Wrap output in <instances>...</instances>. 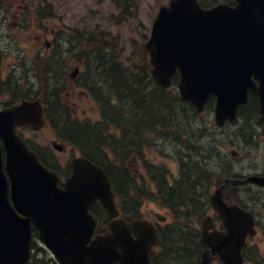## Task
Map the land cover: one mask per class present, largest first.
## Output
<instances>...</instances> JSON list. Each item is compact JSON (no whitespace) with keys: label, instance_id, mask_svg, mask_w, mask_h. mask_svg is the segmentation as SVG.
<instances>
[{"label":"water","instance_id":"obj_1","mask_svg":"<svg viewBox=\"0 0 264 264\" xmlns=\"http://www.w3.org/2000/svg\"><path fill=\"white\" fill-rule=\"evenodd\" d=\"M146 46L157 83L169 87L179 69L181 98L199 112L215 95L217 123L227 118L234 122L252 89L260 97L264 124V0L211 8L198 0H170L160 7ZM43 113L40 100H24L0 111L6 152L0 141V264L29 262L32 223L63 264H152L150 256L158 244L155 225L146 219L118 218L115 193L101 166L84 156L73 158L72 175L60 187L59 175L18 135L16 127L23 124L42 128ZM244 181L264 185V175ZM226 184L211 195L226 230L215 229L212 216L203 219L206 251L201 264H212V253L224 264H243L246 235L255 233L252 216L224 200ZM97 199L113 220L105 234L91 239L96 220L89 209Z\"/></svg>","mask_w":264,"mask_h":264},{"label":"trees","instance_id":"obj_2","mask_svg":"<svg viewBox=\"0 0 264 264\" xmlns=\"http://www.w3.org/2000/svg\"><path fill=\"white\" fill-rule=\"evenodd\" d=\"M134 1L124 0L132 5ZM200 1L208 5L205 0ZM115 2L119 6L122 4V0ZM48 7L51 11V4ZM129 10L131 8L126 5L122 8L125 15L131 14L132 10L130 13ZM73 31L66 38V51L71 54L65 61L61 60L66 63L74 54L84 62L88 76L83 78L82 85L88 87L100 102L102 119L89 122L72 116L62 100L63 92L58 84L60 76L57 72L67 74V70L63 64L55 68L53 57L49 61L41 58L40 64H33L36 78L39 77L44 87L35 90L34 94L47 102L48 116L58 125L61 136L106 169L125 218L140 217L147 199L170 210L172 219L160 230L161 250L153 256L154 263H197L203 252L197 222L210 208L211 189L221 185L225 178L237 176L232 160L221 155L218 139L206 134V128L198 124L199 117L209 116L214 99L208 102L205 115L198 114L190 102L181 100L176 88L178 75L170 89L155 83L144 46L140 54L143 62L129 56L126 62L122 56L124 50L117 48L114 42H107L104 32L98 38L93 33L90 35L87 29ZM258 112V97L251 93L248 104L239 110V134H246L245 143H253L252 127ZM154 137L162 141L172 139L171 142L176 144L179 172L173 177L163 166H148L152 187L145 182L139 184L126 160L130 153H139L140 142H148ZM41 159L53 167L44 157ZM237 189L234 186L227 191V199L233 198L246 206L248 203L243 197L246 191L239 193Z\"/></svg>","mask_w":264,"mask_h":264},{"label":"rangeland","instance_id":"obj_3","mask_svg":"<svg viewBox=\"0 0 264 264\" xmlns=\"http://www.w3.org/2000/svg\"><path fill=\"white\" fill-rule=\"evenodd\" d=\"M169 0H135L136 13L135 18L119 16V9L113 0H0V72L2 77H6L14 66H20L21 76L26 75V66L24 61H29L36 54H43L46 49V42L53 40L52 29L64 26L66 30L69 28H88L104 29L112 35L119 36L120 46L122 47V56L126 60L127 57H138L140 47L149 37L151 25L158 9L161 5L168 3ZM51 4L54 9V15L47 18L38 19L33 10L34 5ZM42 12V8L40 9ZM25 11V13H24ZM42 15V13H40ZM13 37V45H10L9 38ZM53 48V44H50ZM56 48V47H55ZM22 54L19 61L16 51ZM135 54L136 56H133ZM142 60V59H140ZM127 62V60H126ZM76 67H81L78 60L69 61L66 64L67 72H73ZM66 103L71 112L81 120L97 121L101 117L99 103L84 89L76 83H69L67 89ZM204 122L205 119H202ZM211 131L219 138L226 139V142L241 143L246 134L236 133V127L233 124H227L224 128L218 129L213 126ZM238 129V127H237ZM259 130V129H258ZM245 133V132H244ZM22 134L28 138L34 145L41 148L45 155L53 156L59 167L65 168L74 155L80 152L64 143L54 132L51 125H46L41 131L34 132L29 129H23ZM56 139L59 144H66V150L57 151L53 147L52 140ZM173 151L175 147H170ZM234 147L221 145L222 154L230 153ZM238 148V147H237ZM250 152L234 161L236 169H239L243 175L251 171H260L264 166V138L257 137V145L255 149L247 148ZM144 158L149 162L161 163L169 167L171 173L177 172L176 161L166 151H161L156 146H148L143 151ZM128 163L137 169L140 175H146L143 165L137 164L135 158H131ZM254 194L260 198L264 196V189L251 187ZM261 204V203H259ZM264 215V203L261 205ZM153 212L161 216H167L169 220L170 214L167 209L159 206L155 202L146 201L142 208V215L148 216ZM260 213V211H259ZM161 225H163L161 223ZM258 235L256 239L258 241ZM255 240V241H256ZM252 243V241H251ZM259 247V246H257ZM263 248V245H260ZM214 264H220L215 262Z\"/></svg>","mask_w":264,"mask_h":264},{"label":"flooded vegetation","instance_id":"obj_4","mask_svg":"<svg viewBox=\"0 0 264 264\" xmlns=\"http://www.w3.org/2000/svg\"><path fill=\"white\" fill-rule=\"evenodd\" d=\"M16 79L17 78H16L14 73L13 74L9 73L6 77H2V74L0 72V110L5 108V107H9V106L19 102L20 100H22L17 94H15V91L13 90V88H15V86H17ZM24 127H27V126H24ZM55 141H57V140L56 139L52 140V142H55ZM255 214H254V216L256 219V226H257V229L260 231V224H261L260 223V221H261L260 214L256 210H255ZM217 227L223 228L219 222L217 224ZM259 235H264V234H259ZM38 237H39L38 235H34L33 256L37 260H41L42 257L44 258L45 255L50 254L51 252L40 242ZM249 244H250V242H249ZM255 244L256 245H258V244L264 245V237H261L258 239V241H255ZM248 248L256 249L252 246H249ZM50 261L52 262V264H58L56 261H53L52 258H50Z\"/></svg>","mask_w":264,"mask_h":264}]
</instances>
